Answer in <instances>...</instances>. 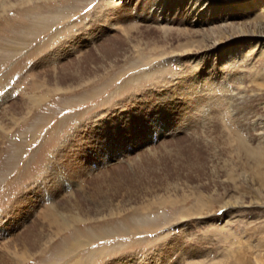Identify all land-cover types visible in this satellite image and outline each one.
Returning a JSON list of instances; mask_svg holds the SVG:
<instances>
[{
  "label": "rangeland",
  "instance_id": "374dc122",
  "mask_svg": "<svg viewBox=\"0 0 264 264\" xmlns=\"http://www.w3.org/2000/svg\"><path fill=\"white\" fill-rule=\"evenodd\" d=\"M209 2L196 25L187 0H0V264H264V192L236 140L259 144L250 125L264 123V37L248 35L264 32V0ZM157 3L169 22L137 19ZM106 12L109 34L135 40L85 85H52L108 37L89 29ZM35 222L51 241L22 261Z\"/></svg>",
  "mask_w": 264,
  "mask_h": 264
},
{
  "label": "bare ground",
  "instance_id": "6f19581e",
  "mask_svg": "<svg viewBox=\"0 0 264 264\" xmlns=\"http://www.w3.org/2000/svg\"><path fill=\"white\" fill-rule=\"evenodd\" d=\"M113 2L116 1L118 4L119 3H124V4H130L131 5V2H133L134 0H112ZM171 2H174L175 0H170ZM188 3H193L195 4L196 6L192 7L191 10L189 11V15L192 17V24H196V25H200V24H203V22L208 18V16L211 15V12H212V9H211V2H209V0H187ZM160 4L157 3L156 4V9L154 10L153 8V11L151 9V11L147 12L145 15L142 14V15H138L137 19L141 20V21H145V22H151L153 21L155 18H158V22L159 23H166V22H169L170 20L168 19L170 17V7L169 8H166L165 9V4L163 5L164 8L161 9L159 8ZM172 5V3H171ZM120 6V4H119ZM148 6V5H147ZM162 6V7H163ZM187 8V7H186ZM121 9V8H120ZM143 10V9H142ZM184 12V11H183ZM113 12H106L103 16L97 18V20L93 21V25H91V27L89 29H91V32L93 30V32L95 33V30L100 32V33H103V34H107L106 36H108L104 41H101V39L98 41V43H95V49L93 50H86L88 48V43L87 44H83V49L81 50V52H83L84 50H86L87 52L84 53V56L81 60L79 61H76V62H73L72 64H66V62H61V64L59 65H63V68L60 72H58L57 75L54 76V74L52 75L54 80L53 82L50 80L51 84L56 86L57 88L61 89V90H69V89H75V88H79L83 85H85L90 79L94 78L96 75H98V72L101 71V70H104L106 69V67H101V69H99V66L101 65L102 63V60L105 59L106 60V56H109L111 55L112 53H114L115 51L117 50H120L119 47H121V45L124 43L123 41H126V43L128 44H132V42L135 40V38L131 35H129L130 33V30L127 29L125 31V33L123 35H121V37L117 36V35H111L109 33H112L111 31L113 30V26H115L114 24H112L111 20H108V16H110ZM119 13V12H118ZM143 13V12H142ZM123 14V13H122ZM116 16V15H115ZM121 16V15H120ZM92 18V17H91ZM212 19V18H211ZM114 20V19H113ZM100 24V25H99ZM89 25V24H88ZM87 30V29H86ZM235 30V29H233ZM243 30V29H242ZM242 30L240 32H242ZM256 30H259V32H255V33H251V34H248V35H251L252 36H262L264 37V32L261 31V29L259 27H257ZM105 31H107L108 33H106ZM170 31V30H169ZM235 32V31H234ZM238 32V31H237ZM244 32V31H243ZM249 33V32H248ZM92 35V34H91ZM166 35V34H165ZM245 35V33H244ZM93 36V35H92ZM91 36V37H92ZM96 36V34H95ZM89 36V38H91ZM139 41V40H138ZM142 41V40H141ZM137 42V41H136ZM140 42V41H139ZM138 42V43H139ZM92 45V44H90ZM137 45V44H136ZM146 45V44H145ZM93 46V47H94ZM138 46V45H137ZM136 46V47H137ZM92 47V48H93ZM131 47V46H130ZM125 48V47H124ZM123 48V49H124ZM139 48V47H138ZM141 48V46H140ZM145 48V47H144ZM57 49V48H56ZM72 49V48H70ZM142 49V48H141ZM233 49H236L233 48ZM64 50V49H63ZM133 50H135L133 48ZM123 51V50H122ZM140 51V50H139ZM143 51V49H142ZM67 52V51H66ZM130 52H133L135 53V51H128V53ZM58 53V52H57ZM60 53V52H59ZM126 53V51H125ZM69 54V53H68ZM79 54V53H78ZM117 54V53H116ZM230 54V53H229ZM120 55H122L120 53ZM119 55V56H120ZM125 56V55H124ZM122 56V57H124ZM110 57V56H109ZM121 57V56H120ZM111 58V57H110ZM109 58V59H110ZM108 59V58H107ZM108 59V60H109ZM118 59V58H117ZM69 60V59H68ZM100 60H101V63H100ZM56 61V60H54ZM104 61V60H103ZM44 62V61H43ZM50 62V61H49ZM105 62V61H104ZM63 63V64H62ZM65 63V64H64ZM108 63V62H107ZM113 63L115 64V58L114 60H111V63L109 62L108 65L106 66H109L108 68L112 67ZM45 64H46V61H45ZM44 65V64H43ZM133 70V69H132ZM51 77V76H50ZM44 78H49V75H46L44 76ZM182 86V85H181ZM182 92V91H181ZM132 102V101H131ZM124 103V102H123ZM133 103V102H132ZM13 106V108H20L22 111H23V106L21 105H18V102H15ZM125 104V103H124ZM135 105V104H134ZM122 106V105H121ZM128 106V105H127ZM132 107H135L133 105H131V108ZM115 109V108H114ZM127 110L129 108H126ZM154 109V108H153ZM114 111V110H113ZM118 111V110H117ZM11 112V111H10ZM116 113V112H115ZM16 114V113H15ZM114 114V113H113ZM112 113H110L109 115V121H114L115 120V117ZM180 114V113H179ZM19 115V114H18ZM126 115V116H124ZM124 115H121L122 116V120H128V115L127 114H124ZM12 116V115H11ZM98 116V115H97ZM17 117V116H16ZM126 118V119H125ZM23 119V118H22ZM260 119V118H259ZM17 120V119H16ZM107 120V119H105ZM14 122V121H13ZM101 122V121H100ZM99 122V123H100ZM253 122V121H252ZM251 122V123H252ZM260 121L259 123H253L251 126V131L250 132H253L255 133V135H251V137L253 138H256L257 141L259 142V144L255 145V146H252L250 145L249 143H246L243 138H241L240 136L236 139L238 140L239 139V144H238V149L240 151V153L243 154V158H244V161H246L245 163H247L249 169L253 176H256L257 177V180H258V183H259V186L262 190V192H264V123ZM17 123V122H16ZM132 123V122H131ZM250 123V124H251ZM101 125V124H100ZM249 126V125H248ZM13 127V126H11ZM7 128V126H6ZM9 128V127H8ZM7 128V129H8ZM245 128H248V127H245ZM80 129V128H78ZM81 131V130H80ZM84 131H87L86 128L84 129ZM10 132V131H9ZM139 133V132H138ZM80 134V133H79ZM72 134H69L70 137ZM67 137V136H66ZM69 137V138H70ZM72 141H75L77 139L73 138L72 137ZM81 139V138H80ZM117 139V138H116ZM67 140H64L63 143L58 147L57 150H55V154L56 155V158H61L63 156H69L68 153L69 152V149L70 147L73 146V144H68V151L65 149L64 150V146L67 145ZM70 140V139H69ZM105 140V139H104ZM70 142V143H71ZM110 143V142H108ZM111 144V143H110ZM237 144V143H236ZM249 144V145H248ZM121 145V144H120ZM108 146V145H106ZM113 146V145H112ZM66 148V147H65ZM76 148V147H75ZM114 148V147H113ZM63 149V150H62ZM102 149V148H101ZM72 150V149H70ZM63 151L65 152L66 154H64L63 156H60V152ZM55 154L53 153L54 155V158H53V161L52 162H56V158H55ZM145 154V153H143ZM53 157V156H52ZM52 160V159H51ZM243 161V162H244ZM244 163V164H245ZM252 163V164H251ZM246 164V165H247ZM243 165V164H242ZM72 166V165H71ZM75 167V166H74ZM247 167V166H246ZM77 169V168H76ZM114 169V168H112ZM240 169V167H239ZM71 170V169H70ZM121 170V168L119 169ZM75 171V169H74ZM79 171V170H78ZM82 172V171H81ZM84 173V172H83ZM235 173V171H234ZM243 173V172H241ZM76 174V173H75ZM240 174V173H239ZM243 175V174H242ZM244 175H245V172H244ZM46 176V175H45ZM237 176V175H236ZM95 177V176H94ZM99 177L96 176L95 178H93L92 182H91V185H93L95 183V180ZM248 177V176H247ZM104 178V177H102ZM245 180V179H244ZM247 180V179H246ZM45 181V180H44ZM247 184V183H246ZM243 185V184H242ZM245 185V184H244ZM234 187V186H233ZM245 187V186H244ZM251 187V186H250ZM101 187L97 188L95 191H94V194H91L89 195L91 198L92 197H95L98 193L101 192L100 190ZM252 188V187H251ZM255 189V188H254ZM99 190V191H98ZM256 190V189H255ZM184 192V191H183ZM177 193V192H176ZM259 193V192H258ZM105 194V193H104ZM107 194V193H106ZM262 194V193H261ZM84 195V194H83ZM93 195V196H92ZM82 196V195H80ZM79 197V195H78ZM213 197V196H212ZM96 198V197H95ZM163 198V197H162ZM93 199V198H92ZM90 199V201L92 200ZM94 200V199H93ZM24 201V200H23ZM84 201V200H82ZM134 202V201H133ZM69 203V202H68ZM210 203V202H209ZM242 203V202H241ZM237 204V202H236ZM232 202H225L221 205V208H232V207H236L237 205ZM195 205V204H194ZM210 206V205H208ZM59 207V208H58ZM75 205L74 204H60L59 205H54V209H58L59 211H66L68 209V212H72V210H78V207L77 209L74 208ZM200 207H203V203L202 202H199V208ZM242 207V206H241ZM194 208V207H193ZM56 209V210H57ZM62 209V210H61ZM132 207L129 206H121L119 208H110L107 212V214H103V212H100L99 214L96 213V215H92V216H88L86 215L83 219L85 218H88V220H93V221H99L107 216L111 217V216H119L120 213H123L125 211H129L131 210ZM195 212L198 211V208H194ZM206 209V208H205ZM208 209V208H207ZM204 210V209H203ZM189 211V210H188ZM58 213V212H57ZM202 213V212H201ZM204 213V212H203ZM46 214H49V213H46ZM59 215H62V212L61 213H58ZM136 214V213H135ZM184 214V215H183ZM50 215V214H49ZM185 215L189 216V213H182V215H180V218L181 219H185L186 217H184ZM56 218H59V216H57ZM73 218H77V217H73ZM51 220V216H49V218H47V222H49ZM72 221H75V220H72ZM45 226V225H44ZM130 226V225H129ZM44 227L43 226H39L38 223H34L32 224L28 230L22 234L21 237H18V240H19V250H18V255L20 257V259L22 261H24V259L27 260V257L28 256H33V254H35V252L38 251V249L42 246H45L47 243H49L51 241V238L50 236L46 238V240L44 241L43 237L39 234L41 233V229H43ZM223 230L225 229L224 226H222ZM221 228V229H222ZM262 228V227H261ZM263 230V229H262ZM226 231V229L224 230ZM257 231V230H256ZM117 232V230H116ZM230 232V231H228ZM259 232V231H258ZM226 233V232H225ZM37 234V236H36ZM39 234V235H38ZM118 235H120L119 232H117ZM224 234V233H223ZM228 234H231L230 233H227ZM260 235V234H259ZM38 237V238H37ZM115 237V236H113ZM227 237V236H226ZM40 238V239H39ZM231 238V236H230ZM229 238V239H230ZM39 239V240H38ZM226 239V238H225ZM100 240H102V237L100 238ZM47 242V243H46ZM230 242V241H229ZM46 243V244H45ZM226 243V242H225ZM175 245L177 243H174ZM71 248V247H69ZM251 248V247H250ZM73 250V249H72ZM4 257H6V251L3 253ZM1 264H16V262L12 261L11 262L9 261V259L7 258H4V260H2V263ZM115 264H119V262H116Z\"/></svg>",
  "mask_w": 264,
  "mask_h": 264
},
{
  "label": "crops",
  "instance_id": "0c3cea01",
  "mask_svg": "<svg viewBox=\"0 0 264 264\" xmlns=\"http://www.w3.org/2000/svg\"><path fill=\"white\" fill-rule=\"evenodd\" d=\"M48 156H49V155H48ZM49 158H50V156H49ZM43 174H44V173H42V176H43ZM36 179H38V178H35V177H34L33 181H34V180L36 181ZM42 179H43V178H42ZM30 184H31V183L26 184V185H25V188L28 187ZM38 184H39V182H37V185H38ZM30 187H31V186H30ZM30 187H29V188H30ZM21 202H22V201H21ZM1 215H2V214H0V216H1ZM0 218H1V217H0Z\"/></svg>",
  "mask_w": 264,
  "mask_h": 264
}]
</instances>
